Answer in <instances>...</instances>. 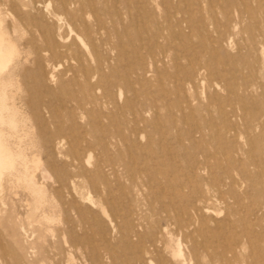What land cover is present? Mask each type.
Masks as SVG:
<instances>
[{
  "label": "rangeland",
  "instance_id": "rangeland-1",
  "mask_svg": "<svg viewBox=\"0 0 264 264\" xmlns=\"http://www.w3.org/2000/svg\"><path fill=\"white\" fill-rule=\"evenodd\" d=\"M128 1L129 37L116 41L120 48L110 52L108 45L98 53L109 55L133 88H121L107 70L103 80L118 86L99 89L89 61L90 75H65L74 63L62 60L50 77L45 32L32 19L48 25L59 45H68L56 35L57 18L42 10L57 0H0V30L14 40L22 60L14 68L13 90L24 125L11 143L46 169L54 165L66 177L79 176L78 231L93 237L90 249L76 250L60 235L76 221L73 212L69 223L62 210L63 203H74L69 194L48 191L44 218L42 210L34 213L32 192L3 176L0 264H48L49 250L54 264L173 262L171 249L149 237L172 234L161 209L181 189L185 194L197 189L207 200L211 209L202 212V224L208 231L199 241L213 239L207 252L191 257L190 240L174 235L170 247L181 243L182 264H264V16L258 2L205 0L212 2V17L206 11L175 16L171 10L172 24L186 20L175 26L184 35L174 39L157 5L169 0ZM195 19L202 27L189 29ZM62 33L74 39L66 27ZM150 50L166 56L153 65ZM35 176L41 184L38 170Z\"/></svg>",
  "mask_w": 264,
  "mask_h": 264
},
{
  "label": "bare ground",
  "instance_id": "bare-ground-1",
  "mask_svg": "<svg viewBox=\"0 0 264 264\" xmlns=\"http://www.w3.org/2000/svg\"><path fill=\"white\" fill-rule=\"evenodd\" d=\"M177 1L178 3L176 5H174V0L157 4L158 8L162 6V9L164 8L165 10L163 18L168 24L166 28L171 32V37L174 39L176 37L178 39L180 36L184 35L181 31L177 30L175 26L178 22L182 21V19L183 21L186 20L184 18L176 20L177 23L175 22L173 23L175 25H173L172 22L174 21V17L171 14V10L174 11L173 13L175 16L180 13L195 15L197 11H206L211 17L213 16L214 9L212 2L206 3L204 0L197 4L196 2L193 3L191 0ZM254 1L258 2L259 12L264 16V0ZM154 2H157V0H154ZM57 3V5L52 7L49 2L42 10H45L48 15H54L57 18L59 25L57 27L58 34L56 35H59L58 37L64 41L67 39L66 42L70 41L68 45H59L48 25H44L40 19H32L35 25L41 27L45 32L44 39L47 45H49L48 51L50 52L48 62L51 65V79H54L57 75L58 70L62 66V60L72 61L74 63L73 66L65 69L63 72L65 75H90V70H88L86 66V62L89 61V63L92 64V70H94L93 74L99 76V89H108L118 86L117 83L107 84V82L103 80L104 75H107V70L110 71L109 75L111 77L120 79L122 82L120 85L121 88L124 86L130 89L133 88V82L129 79V75H121V72L116 67L111 66V57L109 55L104 56L98 53L101 47L108 45H111L110 52L113 51V49L120 48L121 44L116 41L129 37V26L126 24V19L129 17V9L131 7L129 1L115 0L109 4L107 0H57ZM153 21L155 22V20ZM193 24L202 27L195 19L189 22V29ZM63 27H66L68 31L74 35V39L62 33ZM158 29L161 32L162 28L159 27ZM157 35L159 34H156V36ZM156 36L154 35L153 37L155 41ZM149 54L153 65H156L166 56L163 50H161L160 53H155L150 50ZM28 60L29 58L27 56L25 61L27 62ZM21 61L20 52L14 40L0 30V179L6 176L7 182H13L14 184L22 183L25 185L35 196L36 205L34 207V213L42 210V212H44V218L46 217L43 208L49 204L46 201L48 191L58 194H69V196L74 199L72 200L74 203H63L62 210L67 215V219H69L70 213L74 212L76 214V221L69 226L68 230H61L60 235L63 237L64 242L68 243L73 249H90L93 237L89 234L88 236H84L78 231V228L83 225V216L81 215L82 209L76 205V194L78 190L76 177L79 176L74 175L66 177L64 175V170H59L54 165H50L49 168L46 169L42 166L43 164L40 163L39 159H36V156L34 157V152L29 159L23 153L25 149L22 148V150L19 145V147L16 145L14 147L11 143L10 138L19 133L18 128H20V124L24 122V118L16 102V89L14 88L15 90H13V87H15L14 79L17 78V75L14 74V68ZM11 64L13 65L12 69L5 74V68ZM174 66L176 68L179 66V61L176 57L174 59ZM190 74L191 73H188V78H190ZM216 74L218 73L216 72ZM177 75L175 74L172 76V80L175 82L177 81ZM188 78L187 80H189ZM161 83L160 80L159 84L161 85ZM130 104L131 101L128 99L125 101L124 107H128ZM123 109L124 108L121 110L123 111ZM25 129L26 128H23L21 131ZM21 131L20 133H22ZM27 132H29L28 129ZM25 135L27 136L28 133ZM22 137L24 139V136ZM62 141L63 139H60L55 143L58 149L62 148ZM16 147L20 148L23 152ZM28 153L29 152H27V155ZM29 162L33 164L34 169L30 167L32 165H30L31 163ZM37 170L40 173L42 180L41 184L36 180L35 173ZM97 172L102 174L100 171ZM172 195L174 198L165 202L164 207L161 209V214L163 216L165 215L172 234L168 237L163 233L156 232L149 237V240L153 244L161 243L166 249H171L173 262L165 264H182L186 259H184L182 255L181 243L176 248H172L170 247V241L173 240L174 235H183L192 243V246L189 248V255L191 257L196 256L201 250L207 252L211 247L213 239L204 238L200 242L199 237L200 234H205L208 231L207 226L202 224L204 219L202 212H209L211 208L206 203L207 200L202 197V193L198 192L197 189L187 194L181 189L177 193L176 191L173 192ZM183 199L185 202L181 201ZM102 210L105 213L103 207ZM68 222L71 223V219H69ZM196 222L200 223V225L197 228H193ZM232 247L233 245L230 244L228 251L232 250ZM51 248L53 249L55 246ZM44 252V262L54 264V251L49 250Z\"/></svg>",
  "mask_w": 264,
  "mask_h": 264
}]
</instances>
